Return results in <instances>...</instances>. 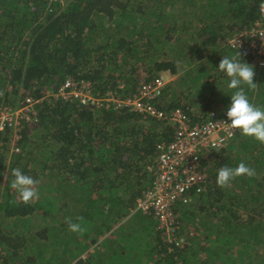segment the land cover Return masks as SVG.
Returning <instances> with one entry per match:
<instances>
[{
	"label": "trees",
	"instance_id": "obj_1",
	"mask_svg": "<svg viewBox=\"0 0 264 264\" xmlns=\"http://www.w3.org/2000/svg\"><path fill=\"white\" fill-rule=\"evenodd\" d=\"M262 2L0 0V113L27 98L36 112L0 132V264H102L107 252L109 264H264V144L236 129L228 146L204 155L202 191L174 205L176 229L166 236L137 204L174 126L55 96L69 80L87 83L95 99L124 101L167 72L173 79L152 104L200 122L227 112L234 90L218 65L238 51L258 84L242 86L264 108V66L227 43L259 19ZM240 162L256 175L218 187L217 170ZM17 168L38 181V199L22 203L11 188ZM134 212L152 224L127 225ZM66 217L82 230L70 231Z\"/></svg>",
	"mask_w": 264,
	"mask_h": 264
},
{
	"label": "built area",
	"instance_id": "obj_2",
	"mask_svg": "<svg viewBox=\"0 0 264 264\" xmlns=\"http://www.w3.org/2000/svg\"><path fill=\"white\" fill-rule=\"evenodd\" d=\"M52 1L64 4L66 0ZM258 13L259 19L250 28L237 32L228 38L227 43L231 48L246 50L256 58L258 65L263 67L264 2L259 4ZM165 84L163 76L159 75L152 83L141 86L138 95L121 101L113 96L95 99L91 97L87 83L77 84L67 80L60 86L55 96L63 99H80L83 103L92 105L91 107H98L102 101L110 107H128L139 115L160 119L174 126V140L157 147L155 177L151 189L137 204V210L152 211L158 228L163 230L166 236H170L176 229L174 205L188 204L192 190H195V193L202 191V157L225 147L234 137L236 129L227 127L226 123L230 121L226 112L223 114L211 112L205 120L190 123L178 109L170 113L157 110L151 101L160 96ZM34 104L32 99L27 98L26 104L12 115L0 113V129L3 130L5 122L17 125L18 120L23 118L28 120L30 115H35Z\"/></svg>",
	"mask_w": 264,
	"mask_h": 264
},
{
	"label": "clouds",
	"instance_id": "obj_3",
	"mask_svg": "<svg viewBox=\"0 0 264 264\" xmlns=\"http://www.w3.org/2000/svg\"><path fill=\"white\" fill-rule=\"evenodd\" d=\"M218 70L230 78L227 87L230 90H234L230 95L231 104L226 112V116L230 121V123H226L227 127L229 129H239L242 135L252 137L261 144H264V108L251 103L245 92V88L242 86L246 85L250 90L257 89L258 84L254 83V66L242 61L241 53L237 51L231 57L223 56L219 62ZM11 174L14 177L11 188L18 193L22 203L27 204L38 199L37 180L23 174L18 168L13 169ZM255 175L254 168H250L244 162H240L235 168L228 166L219 168L217 170L216 184L218 187L224 188L228 187L230 181L236 177H252ZM79 219L81 218L78 217L77 220ZM65 222L72 232H80L82 230L81 225L73 222L70 217H66Z\"/></svg>",
	"mask_w": 264,
	"mask_h": 264
},
{
	"label": "rangeland",
	"instance_id": "obj_4",
	"mask_svg": "<svg viewBox=\"0 0 264 264\" xmlns=\"http://www.w3.org/2000/svg\"><path fill=\"white\" fill-rule=\"evenodd\" d=\"M162 76H163V78H164V80H165V82L167 81V82H170L169 81V79L170 78H173L172 76H170L169 74H167V73H162L161 74ZM172 80V79H171ZM229 145V143L226 145V146H228ZM225 146V147H226ZM133 220H138V221H140V222H142V223H145V224H152V221L149 219V217H145V216H142L141 215V213H137V212H134L133 214H132V216H131V219H130V221L127 223V225H129L130 224V222H132ZM126 225V224H125ZM126 247L124 246V249H125ZM105 257H107L106 258V260L102 263V264H109V262H110V256H109V253L107 252L106 254H105ZM136 258H140L139 256H137ZM93 259V258H92ZM93 262H94V259H93Z\"/></svg>",
	"mask_w": 264,
	"mask_h": 264
},
{
	"label": "crops",
	"instance_id": "obj_5",
	"mask_svg": "<svg viewBox=\"0 0 264 264\" xmlns=\"http://www.w3.org/2000/svg\"><path fill=\"white\" fill-rule=\"evenodd\" d=\"M171 79H173V78H170L169 81H171ZM166 82H167V81H166Z\"/></svg>",
	"mask_w": 264,
	"mask_h": 264
}]
</instances>
